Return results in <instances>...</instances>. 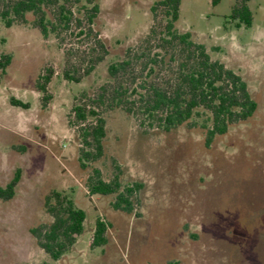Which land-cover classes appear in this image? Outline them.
Instances as JSON below:
<instances>
[{
  "label": "rangeland",
  "instance_id": "1",
  "mask_svg": "<svg viewBox=\"0 0 264 264\" xmlns=\"http://www.w3.org/2000/svg\"><path fill=\"white\" fill-rule=\"evenodd\" d=\"M155 1L96 0L87 36L73 28L43 38L29 24L6 27L0 21L5 40L0 51L11 54L0 74V186L21 170L13 197L0 200V264H264V0L248 1L247 28L229 19L235 0H181L176 24L204 44L212 59L243 77L257 103L249 119L206 146L199 127L167 131L142 125L138 114L101 106L103 155L85 168L78 161V125L70 113L74 98L95 97L110 83L107 66L128 47H142ZM82 4L75 12L83 13ZM158 38L148 39L145 52L156 49ZM135 51L133 60H147ZM66 56L80 71L95 59L94 69L79 83L67 82L61 77ZM169 65L159 80L176 72L177 65ZM139 66L128 71L127 80L138 75ZM45 67L53 73L50 97L42 105L35 82ZM11 97L28 108L11 105ZM95 168L106 181L119 171L122 186L140 184L131 213L112 207L114 195L88 191ZM52 190L86 213L83 233L58 260L40 249L30 232L51 220L44 199ZM96 218L107 223L106 243L91 247Z\"/></svg>",
  "mask_w": 264,
  "mask_h": 264
},
{
  "label": "trees",
  "instance_id": "2",
  "mask_svg": "<svg viewBox=\"0 0 264 264\" xmlns=\"http://www.w3.org/2000/svg\"><path fill=\"white\" fill-rule=\"evenodd\" d=\"M217 1L213 0V3ZM248 1L235 0L231 6L229 19L237 28L251 25L252 13ZM81 2L83 13L79 8L75 12L74 7ZM180 3L181 0L155 1L151 7L152 25L143 39L142 47H128L123 58L107 66L110 83L101 86L95 97H88V101L82 97L80 100L74 98L70 113L78 125V161L81 167L85 168L103 155L106 130L101 106L120 109L134 116L138 114L142 125H156L167 131L179 126L199 127L206 146L216 136L225 134L230 126L254 114L257 103L243 77L220 60L212 59L204 44L193 40L191 32L177 29ZM97 11L96 0H0V21L4 26L29 24L43 38L50 35L58 37L73 28L79 36H87L92 33L90 25ZM84 18L86 27H83ZM156 35H159V42L154 45L156 49L145 52L148 39L152 36L156 38ZM4 42V38H0V44ZM96 43L102 47L100 41ZM136 49L139 50L136 56L140 59L145 57L146 61L137 63L136 58L133 60L132 52ZM179 54L181 58L177 57ZM165 58H168L167 62ZM10 62L11 54L0 51V74L5 72ZM170 62L177 65L176 72L170 80H159L161 71L170 67ZM94 65L95 59L90 58L80 71V64L70 61L66 56L61 77L67 82L79 83L83 76L94 69ZM134 65H140L137 69L140 72L127 80L128 71ZM44 71L35 82L37 91L42 93V105L50 97L47 85L53 73L50 67H45ZM10 103L28 108V103L14 97L10 98ZM20 178L21 170L17 168L10 180L0 186V200L13 197ZM87 188L92 194L114 195L112 207L131 213L140 184L122 186L119 171L106 181L95 168ZM44 209L51 220L36 225L30 232L38 247L52 260H58L73 247L77 236L83 233L86 213L70 197L56 190L46 195ZM106 230L107 223L96 218L91 247L106 243Z\"/></svg>",
  "mask_w": 264,
  "mask_h": 264
}]
</instances>
